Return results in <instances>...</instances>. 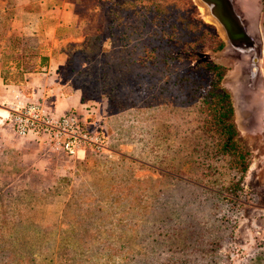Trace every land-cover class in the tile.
Wrapping results in <instances>:
<instances>
[{"label": "rangeland", "instance_id": "rangeland-1", "mask_svg": "<svg viewBox=\"0 0 264 264\" xmlns=\"http://www.w3.org/2000/svg\"><path fill=\"white\" fill-rule=\"evenodd\" d=\"M190 1L224 43L209 59L225 68L221 86L243 173L208 138L211 119L197 109L199 91L187 103L173 87L167 103L143 105L124 87H133L138 73L133 66L121 75L123 48L120 64L108 63L106 2L0 0L4 66L14 51L6 46L18 39L8 29L13 10L52 4L70 10L76 21L62 28L59 36L68 38L57 50L62 81L81 91L82 107L74 110H89L106 143L83 160L54 157L36 152L0 119V264H264L262 4L231 0L252 42L233 46L205 6ZM176 67L180 74L187 70L183 63ZM157 86L147 93L155 102L152 97L164 96ZM4 111L0 106V118Z\"/></svg>", "mask_w": 264, "mask_h": 264}, {"label": "trees", "instance_id": "trees-1", "mask_svg": "<svg viewBox=\"0 0 264 264\" xmlns=\"http://www.w3.org/2000/svg\"><path fill=\"white\" fill-rule=\"evenodd\" d=\"M102 1L109 6L104 13V30L110 40L108 63L112 65L117 59L120 64L118 50L123 48L127 60L121 75L127 76L133 66L138 73L134 86L124 87L136 92L135 100L143 105L167 103L173 87L184 91L187 103L194 102L199 91L197 109L211 119L206 125L208 138H215L219 151L232 158L230 167L243 173L246 164L244 155L237 151L229 95L221 86L225 68L209 59L224 47L214 27L199 18L190 0ZM260 2L264 14V0ZM180 63L187 67L181 74L176 67ZM157 85L161 86L158 95L164 96L152 97L158 100L155 102L147 93Z\"/></svg>", "mask_w": 264, "mask_h": 264}, {"label": "crops", "instance_id": "crops-1", "mask_svg": "<svg viewBox=\"0 0 264 264\" xmlns=\"http://www.w3.org/2000/svg\"><path fill=\"white\" fill-rule=\"evenodd\" d=\"M12 13L8 29L18 39L6 46L14 50L13 58L6 60L5 66L0 62V106L6 107L17 94L26 101H39L56 115L82 107L81 91L62 81L64 60L57 55L61 42L68 38L59 36L62 28L72 27L76 21L70 10L52 4L35 9L20 7ZM27 139L37 152L36 143Z\"/></svg>", "mask_w": 264, "mask_h": 264}, {"label": "built area", "instance_id": "built-area-1", "mask_svg": "<svg viewBox=\"0 0 264 264\" xmlns=\"http://www.w3.org/2000/svg\"><path fill=\"white\" fill-rule=\"evenodd\" d=\"M88 111L70 109L56 115L39 101L15 94L0 119L7 121L15 137L32 139L40 153L79 161L89 153H101L106 144L100 130L89 122Z\"/></svg>", "mask_w": 264, "mask_h": 264}, {"label": "water", "instance_id": "water-1", "mask_svg": "<svg viewBox=\"0 0 264 264\" xmlns=\"http://www.w3.org/2000/svg\"><path fill=\"white\" fill-rule=\"evenodd\" d=\"M207 9L209 15L222 30L226 41L233 46H250L251 38L248 36L241 16L233 9L231 0H199Z\"/></svg>", "mask_w": 264, "mask_h": 264}, {"label": "bare ground", "instance_id": "bare-ground-1", "mask_svg": "<svg viewBox=\"0 0 264 264\" xmlns=\"http://www.w3.org/2000/svg\"><path fill=\"white\" fill-rule=\"evenodd\" d=\"M240 10V9H239ZM243 11V13H244V10H242ZM249 14V13H248ZM244 15V14H243ZM240 16V15H239ZM246 17V16H245Z\"/></svg>", "mask_w": 264, "mask_h": 264}]
</instances>
